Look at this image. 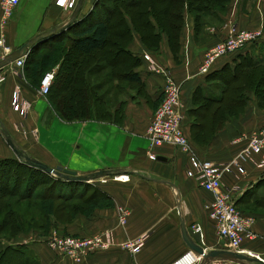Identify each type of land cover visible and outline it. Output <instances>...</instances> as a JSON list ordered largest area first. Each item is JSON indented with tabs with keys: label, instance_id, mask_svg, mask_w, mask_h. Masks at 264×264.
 <instances>
[{
	"label": "crops",
	"instance_id": "obj_1",
	"mask_svg": "<svg viewBox=\"0 0 264 264\" xmlns=\"http://www.w3.org/2000/svg\"><path fill=\"white\" fill-rule=\"evenodd\" d=\"M57 1L21 0L11 19L5 25L0 23V38H4L12 51L9 56L17 54L38 35L68 23L76 9V20L66 29L70 28L72 34L98 18L97 8L93 7L95 0H78L74 8L61 6ZM215 11L205 14L198 30L195 18L185 9L174 45L154 19L151 32L155 41L145 43L125 13L132 34L126 49L139 60L134 66L127 55H120L119 59L109 54L94 59L93 76L94 80L99 79L97 82L101 84L97 89L103 95L95 103L100 118L66 120L57 110L62 94L75 89L79 96L77 103H83L80 89L84 83L79 77L77 82H71L72 65L64 59L71 51V40L62 36L66 30L27 46L22 66L17 65L16 57L9 61L0 59V159L17 157L2 128L25 154L52 167L61 165L80 175L104 172L94 180L95 186L107 195L108 203L96 206L90 216L79 213L70 222L56 221L51 229L55 227L59 232L80 236L108 231L117 241L145 237L137 253L114 246L91 253L81 262L46 243L51 230L20 234L2 242V248L25 245L37 264H173L191 250L184 237L187 232V237L207 252L230 250L209 217L207 206L213 200V193L203 189L188 174V153L171 145L150 149L145 134L162 101L166 71L182 85L184 130L192 151L199 158L229 162L239 157L247 144L241 135L249 136L264 127V98L257 96L254 87H246L258 79L259 67L264 66V35L244 51L219 57L207 73L199 71L206 51L228 37L234 27L264 32V0H229L225 11ZM97 62L103 67L95 66ZM119 67L138 73L139 85L135 87L126 80L124 83L129 88L119 93ZM60 70L66 72V77L59 81ZM51 71H55L54 88L45 96L40 93L41 79ZM255 71L258 74L252 75ZM103 72H106L104 77L109 74V79L102 83ZM197 90L212 99L208 103L210 109L203 110L200 108L203 103L194 101ZM234 92L245 95L243 103L231 100L230 94ZM16 93L26 111L14 109L12 101ZM235 108L239 110L237 114H217L218 109ZM159 156L163 159H158ZM261 161L260 153L246 158L242 161L244 172L236 169L235 173L224 176L223 183L225 187H238L240 205L254 207L246 212L257 219L256 237L244 241L242 254L264 261V166L259 165ZM119 206L130 212L125 225L119 220ZM197 226L201 231L195 229ZM209 264L262 263L223 254L213 257Z\"/></svg>",
	"mask_w": 264,
	"mask_h": 264
},
{
	"label": "trees",
	"instance_id": "obj_2",
	"mask_svg": "<svg viewBox=\"0 0 264 264\" xmlns=\"http://www.w3.org/2000/svg\"><path fill=\"white\" fill-rule=\"evenodd\" d=\"M228 1L128 0L129 4L127 7L116 9L124 23L123 25L126 27V31L119 33L113 41L111 39L112 26L108 21V15L103 19H93L90 26L79 32L72 34L70 28L64 31L62 36L69 37L71 40V51L65 54L64 59L70 60L72 65L71 76H73L71 77V82H77L79 77L84 83L82 89H80V100L83 96V103H77L79 96L77 95V89H75L69 94H62L58 100V112L66 120L100 118V110L94 107L101 95L99 94V89H97V86L101 83L95 82L93 76L94 62H96L94 59L98 60L100 57L108 56L109 54L116 55L119 59L120 55H127L132 58L134 66L137 64L139 58L133 56L126 49V44L131 40L132 34L127 25L125 13L131 18L134 27L140 32L145 43L152 44L150 42L151 38L155 40V36L151 32L153 30L151 23H153L152 19H154L160 30L169 34L171 45H174L184 19L183 12L185 9H188L195 18L197 29L200 30V25L204 22L203 16L213 9L216 10L215 12L218 10L225 11ZM95 7H98V5ZM108 11L110 13L112 10L108 9ZM126 33L130 34L129 39L123 41ZM80 56H84L82 60H80ZM100 64V62H97L95 66L103 67ZM78 66L80 67L79 71H77ZM61 70L57 74L59 81L62 78L64 80L66 77V72H61ZM259 71L260 73L258 74ZM259 71L252 73V75L258 74V79L255 82L253 81V83L251 82V85L246 84V87H254L257 96L262 100L264 98V66L259 67ZM108 75L101 80L102 83L109 79ZM219 75L223 79L222 75ZM118 76L119 93L124 91L125 88L122 83L126 80L129 83L133 82L138 85L140 83L138 73L130 72L126 67L123 69L119 67ZM53 88L54 84L49 93ZM201 107H203V110L211 108L207 103H203ZM230 112H233L232 109ZM221 113H223L222 110L218 109L217 114L220 115ZM202 124L207 128L206 123L203 122ZM205 127H203L204 130L206 129ZM42 176L52 180V184L38 190V187L44 184L43 179H39ZM51 177L55 178V180ZM82 182L84 181L67 180L51 175L28 165L23 159L17 157L0 159V235L8 232L7 235L10 237H16L20 233H29L31 230H42L43 233H46L51 230V226L56 221L70 222L75 215L84 211L81 210L82 208L76 210L77 205L70 203L75 197L79 198V200H84L86 203L92 202V200H99L100 198H106L107 200V195L96 186H94L93 194L90 195H86L88 190L83 188L72 193L70 188ZM237 204L238 206L240 205L239 200ZM61 233L64 234L63 232ZM1 241L0 239V264H37L32 251L25 245H7L2 248Z\"/></svg>",
	"mask_w": 264,
	"mask_h": 264
},
{
	"label": "built area",
	"instance_id": "obj_3",
	"mask_svg": "<svg viewBox=\"0 0 264 264\" xmlns=\"http://www.w3.org/2000/svg\"><path fill=\"white\" fill-rule=\"evenodd\" d=\"M59 5L74 8L78 0H58ZM21 0H0V23L5 25L13 16ZM261 29H237L233 28L230 35L210 47L200 66V73H207L215 61L221 57L235 52L248 49L263 38ZM11 49L5 45L3 37L0 38V59L11 55ZM18 66L25 64V55L16 58ZM55 71L47 72L41 79L40 93L47 95L53 85ZM162 101L155 109L152 119L146 128V137L150 143V149L171 145L189 155L190 169L188 174L193 177L199 185L213 193V200L207 206L210 219L214 222L220 237L228 245L231 251L245 253L243 243L245 240H254L256 232L254 225L256 217L239 209L237 201L239 198L238 187H225L223 178L225 175L235 173L236 169L244 172L242 161L255 153L262 155L259 165L264 166V127L249 136L241 135L247 139L241 155L229 162H216L210 159L199 158L191 149L184 130L183 114V88L166 71V82L164 86ZM12 105L16 110L26 111L24 102L16 93ZM120 222L125 225L128 222L129 210L124 206L118 207ZM201 231V227L195 228ZM46 243L55 250H59L70 256L74 261L81 262L89 254L103 251L114 246L127 249L133 253L139 252L144 244L145 237L117 241L108 231H102L88 236L74 234H62L58 230L49 233ZM202 261V255L191 249L173 264H198Z\"/></svg>",
	"mask_w": 264,
	"mask_h": 264
},
{
	"label": "rangeland",
	"instance_id": "obj_4",
	"mask_svg": "<svg viewBox=\"0 0 264 264\" xmlns=\"http://www.w3.org/2000/svg\"><path fill=\"white\" fill-rule=\"evenodd\" d=\"M128 4H129L128 0H95V3L93 5V7L98 5V7H95V8H97V15L99 16L98 18H102L103 19L104 17H106L108 15V21H109L110 25L112 26V34H111L112 41L116 38V36L119 33H122L124 31H126V27H125V25H123L124 23L120 19L116 9L119 8V7H127ZM108 9H111L112 11H110V13H108L109 12ZM203 19L205 20V16H203ZM129 36H130V34L126 33L125 34V38L123 39V41H126V39L128 40ZM154 41L155 40H153L152 38L150 39L151 43H154ZM105 73L106 72H103L101 79H103L104 75H106ZM97 81H99V79L95 80V82H97ZM125 85L126 84L124 83V88L125 87L129 88V85H126V86ZM135 87H136V84H135ZM135 89H137V88H135ZM125 90L126 89H124V91ZM94 91H95V89H94ZM231 92H232V89H231ZM230 95H231V100H235L236 102H242L243 103V98H244L245 95L242 92L241 93L234 92L233 94H230ZM193 99H194V101H196V100L198 101L199 100L201 103H207L208 104L209 102H211L208 98L204 97L202 95V92H200V91H195ZM94 107H96V106L94 105ZM230 111H231V109L227 110V111H225V110L223 111L222 110V112H228L230 114H232V113L233 114H237L239 112V110L237 108L232 109L233 112H230ZM206 112L207 111H205V113ZM203 121L204 120H202V122ZM122 176H124V175H122ZM51 178L55 180V178H53V177H51ZM39 179L40 180L43 179L44 184L39 186L38 190L43 188V187H48L50 184H52V180H50L49 178H47L45 176H42ZM121 179H125V178H121ZM95 183H96L95 180L92 179V180L87 181V182L84 181V182H82L80 184H75L70 189H71V192L73 193V192H77V191H79V189L83 188L85 190H88L86 195H90V194H93V192H94ZM70 203L77 205L76 210H78L79 208H82L81 210H84L82 214L90 216V215H92L93 210H94V208L96 206H99V205L104 204V203H108V201L106 200V198H100L99 200H96V201L92 200V202L86 203L84 200L82 201V200H79V198L75 197V199L72 200ZM238 207H239V209H241L244 212L248 211L249 209H254V207H250V206H244L243 207L242 205H239ZM21 226H22L23 229H25L23 225H21ZM53 230H58V229H55V227H54V228L51 229V231H53ZM35 232L42 233L43 231L42 230H34V231L31 230L29 233H24L23 232V233H20V234H30V233H35ZM63 233L66 234V232H63ZM7 234H8V232H5L4 234L1 233V235H0V239L2 240L1 242L4 243L5 241L11 240L13 238H17L18 235H20V234H18L16 237H10ZM67 234H71V233H67Z\"/></svg>",
	"mask_w": 264,
	"mask_h": 264
},
{
	"label": "water",
	"instance_id": "obj_5",
	"mask_svg": "<svg viewBox=\"0 0 264 264\" xmlns=\"http://www.w3.org/2000/svg\"><path fill=\"white\" fill-rule=\"evenodd\" d=\"M82 0H80L81 2ZM78 14V9L75 10V12L73 13L70 21L64 25H60L59 27H57L56 29L54 30H51L45 34H42V35H38L37 37H35L34 39H32L28 44H26L25 47H23L20 51L17 52V54H15L14 56H8L7 59H5L6 61H9V60H13L20 56H22L24 53V49L29 46V45H33L35 44L37 41L39 40H43V39H46L50 36H52L53 34L55 33H58V32H61V31H64L66 30L75 20H76V16ZM5 133H6V136L8 138V142L9 144L11 145V147L13 148V151L15 152V154L17 155L18 158L20 159H23V161L25 163H27L28 165L32 166V167H35V168H38V169H41L51 175H55V176H58V177H62L64 179H67V180H76V181H90L92 179H94L95 177H97L98 175L104 173L103 171H99L98 173H95V174H92V175H80L78 174L76 171L74 170H71V169H68V168H65L61 165H57L55 167H52L40 160H37L35 158H32L30 156H28L27 154H25L16 144L15 142L13 141L12 137L6 132L5 129H2ZM158 159H163L162 156H159ZM170 185L172 186H175L174 183L172 182H168ZM184 237L185 239L187 240V243L189 245V247L193 250H195L197 253L201 254L202 255V261L200 264H209L211 259L215 256H218V255H229L231 257H233L234 259H247L249 261H253V260H257V261H260L262 264H264V261L260 260V259H255L253 257H248L242 253H238V252H234V251H231V250H227V251H222V250H217V249H214L210 252H207L204 250V248H202V246L196 244L195 242L191 241L188 237H187V232H184Z\"/></svg>",
	"mask_w": 264,
	"mask_h": 264
},
{
	"label": "bare ground",
	"instance_id": "obj_6",
	"mask_svg": "<svg viewBox=\"0 0 264 264\" xmlns=\"http://www.w3.org/2000/svg\"><path fill=\"white\" fill-rule=\"evenodd\" d=\"M54 176H55V175H54ZM120 177H121V176H120ZM120 177H119V178H120ZM125 177L127 178V176H125ZM198 264H199V263H198Z\"/></svg>",
	"mask_w": 264,
	"mask_h": 264
}]
</instances>
